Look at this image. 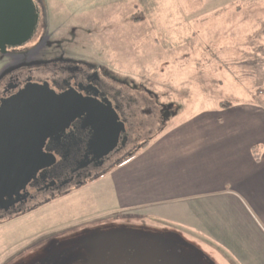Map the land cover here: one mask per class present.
<instances>
[{
	"label": "rangeland",
	"instance_id": "1",
	"mask_svg": "<svg viewBox=\"0 0 264 264\" xmlns=\"http://www.w3.org/2000/svg\"><path fill=\"white\" fill-rule=\"evenodd\" d=\"M35 2L43 43L27 54H0V72L51 51L99 66L107 76L128 80L153 94L157 104L170 107L169 118L153 138L222 107L264 109V0ZM55 208L0 228V264L111 262L119 240L105 245V236L122 238L121 227H112L113 222L93 224L74 237L60 236L32 254L37 247L29 246L77 220ZM105 226L112 227L108 233Z\"/></svg>",
	"mask_w": 264,
	"mask_h": 264
},
{
	"label": "crops",
	"instance_id": "2",
	"mask_svg": "<svg viewBox=\"0 0 264 264\" xmlns=\"http://www.w3.org/2000/svg\"><path fill=\"white\" fill-rule=\"evenodd\" d=\"M222 109L165 130L67 194L0 217V228L55 206L77 220L32 254L113 222L122 238L105 236V245L119 240L107 264H264V109Z\"/></svg>",
	"mask_w": 264,
	"mask_h": 264
},
{
	"label": "flooded vegetation",
	"instance_id": "3",
	"mask_svg": "<svg viewBox=\"0 0 264 264\" xmlns=\"http://www.w3.org/2000/svg\"><path fill=\"white\" fill-rule=\"evenodd\" d=\"M38 24L30 39L35 42L28 50L19 52L28 46L30 40L22 47L7 49L5 53L16 56L39 47L44 35L37 32ZM29 84L47 87L57 95L74 92L112 108L118 121L124 124L125 132L120 135L113 152L100 159L101 149L90 146L94 134L91 128L84 127L81 120L72 123L62 140L49 142L44 148L46 153L57 157L56 164L44 172L43 178L29 186L31 194L26 200L12 209L10 214L0 212V217L23 212L34 205L67 194L69 189L79 187L112 168L117 160L148 145L153 138L152 133L162 129L164 121L169 118L170 107L157 104V98L149 91L128 80H120L111 75L109 77L99 66L72 60L64 53L58 55L51 51L43 54L40 59L5 67L0 72V104ZM146 94L152 97H145Z\"/></svg>",
	"mask_w": 264,
	"mask_h": 264
},
{
	"label": "water",
	"instance_id": "4",
	"mask_svg": "<svg viewBox=\"0 0 264 264\" xmlns=\"http://www.w3.org/2000/svg\"><path fill=\"white\" fill-rule=\"evenodd\" d=\"M38 17L35 0H0V54L27 44ZM77 120L94 132L90 146L101 149L100 159L125 132L112 108L74 92L57 95L29 84L1 102L0 212L9 213L29 197V186L56 164L57 157L44 151L47 143L62 140Z\"/></svg>",
	"mask_w": 264,
	"mask_h": 264
},
{
	"label": "trees",
	"instance_id": "5",
	"mask_svg": "<svg viewBox=\"0 0 264 264\" xmlns=\"http://www.w3.org/2000/svg\"><path fill=\"white\" fill-rule=\"evenodd\" d=\"M252 151H253L254 159H256V161H259V149H258V148H255V147H254V148L252 147ZM134 155H135V153H133V154H131V155H128V156H125V158H123V161H124L125 159L132 158ZM36 206H38V205H34V206L28 208L27 210H23V212L28 211V210H32V209H34ZM23 212H17V213H18V214H22ZM17 213H15V214H17Z\"/></svg>",
	"mask_w": 264,
	"mask_h": 264
}]
</instances>
